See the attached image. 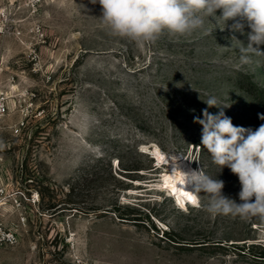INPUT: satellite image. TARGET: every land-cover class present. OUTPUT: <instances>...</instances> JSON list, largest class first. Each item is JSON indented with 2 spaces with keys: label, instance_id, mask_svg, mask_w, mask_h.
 Instances as JSON below:
<instances>
[{
  "label": "rangeland",
  "instance_id": "rangeland-1",
  "mask_svg": "<svg viewBox=\"0 0 264 264\" xmlns=\"http://www.w3.org/2000/svg\"><path fill=\"white\" fill-rule=\"evenodd\" d=\"M102 13L92 0H0V264H264V219L211 215L203 193L180 208L145 186L160 179L144 152L158 145L239 202L194 118L264 124V54L240 60L251 29L206 17V30L141 49Z\"/></svg>",
  "mask_w": 264,
  "mask_h": 264
},
{
  "label": "clouds",
  "instance_id": "clouds-1",
  "mask_svg": "<svg viewBox=\"0 0 264 264\" xmlns=\"http://www.w3.org/2000/svg\"><path fill=\"white\" fill-rule=\"evenodd\" d=\"M102 6V20L111 34L125 38L138 48L155 41L161 34L187 36L205 29V18L224 21L235 31L247 26V44L239 48L242 63L249 53L264 54V0H92ZM219 10V14L217 11ZM231 24L229 25V22ZM217 105L214 97L205 100ZM201 144L215 164L228 167L238 177L239 202L223 194L224 182L206 174L203 167L183 175V185L193 186V193L208 197L205 208L211 215H225L248 221L264 219V124L255 130L235 126L221 109L218 113L203 110ZM264 119V116H261Z\"/></svg>",
  "mask_w": 264,
  "mask_h": 264
},
{
  "label": "bare ground",
  "instance_id": "bare-ground-1",
  "mask_svg": "<svg viewBox=\"0 0 264 264\" xmlns=\"http://www.w3.org/2000/svg\"><path fill=\"white\" fill-rule=\"evenodd\" d=\"M144 152L149 154L155 161V165L158 166L157 170H162L158 183L147 184L145 186L150 185L152 189L159 190L167 189L168 195L173 198L176 205L180 208L189 205L194 206L198 203L197 194L192 192L193 186L190 184L183 185V175L181 173H188L197 169L189 163L182 153H167L158 145L146 146ZM189 197L194 198L195 203Z\"/></svg>",
  "mask_w": 264,
  "mask_h": 264
},
{
  "label": "built area",
  "instance_id": "built-area-1",
  "mask_svg": "<svg viewBox=\"0 0 264 264\" xmlns=\"http://www.w3.org/2000/svg\"><path fill=\"white\" fill-rule=\"evenodd\" d=\"M6 111H7V105L4 102L0 101V114L3 115L6 113ZM7 238L9 239V241H12L14 236L10 234Z\"/></svg>",
  "mask_w": 264,
  "mask_h": 264
},
{
  "label": "snow or ice",
  "instance_id": "snow-or-ice-1",
  "mask_svg": "<svg viewBox=\"0 0 264 264\" xmlns=\"http://www.w3.org/2000/svg\"><path fill=\"white\" fill-rule=\"evenodd\" d=\"M189 199H191V200H192V202H193V203H195V199H194V198H192V197H189Z\"/></svg>",
  "mask_w": 264,
  "mask_h": 264
},
{
  "label": "trees",
  "instance_id": "trees-1",
  "mask_svg": "<svg viewBox=\"0 0 264 264\" xmlns=\"http://www.w3.org/2000/svg\"><path fill=\"white\" fill-rule=\"evenodd\" d=\"M263 47H264V45H263Z\"/></svg>",
  "mask_w": 264,
  "mask_h": 264
}]
</instances>
